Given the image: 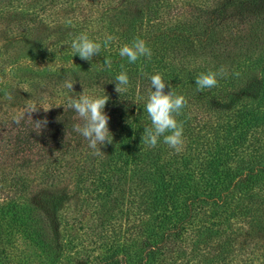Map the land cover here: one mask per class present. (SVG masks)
Segmentation results:
<instances>
[{
  "label": "trees",
  "instance_id": "1",
  "mask_svg": "<svg viewBox=\"0 0 264 264\" xmlns=\"http://www.w3.org/2000/svg\"><path fill=\"white\" fill-rule=\"evenodd\" d=\"M82 32L114 40L86 61ZM135 38L150 59L119 56ZM0 40V264H264V0H0ZM157 73L186 100L179 153L142 143ZM84 89L109 97L100 155L66 106ZM29 99L50 109L16 123Z\"/></svg>",
  "mask_w": 264,
  "mask_h": 264
},
{
  "label": "clouds",
  "instance_id": "2",
  "mask_svg": "<svg viewBox=\"0 0 264 264\" xmlns=\"http://www.w3.org/2000/svg\"><path fill=\"white\" fill-rule=\"evenodd\" d=\"M114 40L111 35H106L103 43L97 42L89 37L86 32L76 35L71 41V49L78 54L82 60L92 61L93 57L101 53L102 47H108ZM151 49L147 46L143 39L135 38L130 44L126 43L119 49V56L127 58L129 63H135L141 57L151 58ZM104 66L108 69L112 67L111 58H105ZM123 65L121 68L123 69ZM239 75V73H234ZM226 71L221 67L218 71H209L201 73L196 78L198 90L210 89L217 85V77H223ZM151 90L146 100L145 111L151 121V126L146 127L142 134V143L150 148L157 146L160 138L163 137V143L175 152L179 153L183 150V125L177 120V116L181 113L186 105L185 97L177 95L172 89L166 92V86H169L162 77L157 73L150 77ZM115 91L119 94L126 91L129 85V77L126 71H121L115 77ZM74 82L70 78H66L63 87L70 92L74 91ZM5 98L12 99L10 92L4 93ZM109 100L108 95L98 96L90 95L84 89L79 95H70L68 97L67 107L75 111L81 123L73 125L74 131L78 132L88 142V147L92 150L93 155H100L103 146L113 142V135L109 129V116L105 112V106ZM64 106V105H63ZM40 107L45 111L42 104L37 106L30 99L25 104L24 111L17 114L13 119L19 123L24 115L31 116L37 112ZM59 107V106H58ZM65 107V106H64ZM36 126L46 125L47 120H35Z\"/></svg>",
  "mask_w": 264,
  "mask_h": 264
},
{
  "label": "rangeland",
  "instance_id": "3",
  "mask_svg": "<svg viewBox=\"0 0 264 264\" xmlns=\"http://www.w3.org/2000/svg\"><path fill=\"white\" fill-rule=\"evenodd\" d=\"M1 41V43H3L4 42V40H0Z\"/></svg>",
  "mask_w": 264,
  "mask_h": 264
}]
</instances>
